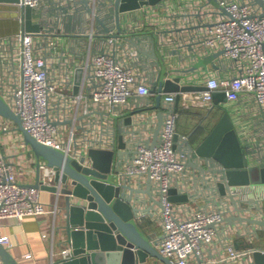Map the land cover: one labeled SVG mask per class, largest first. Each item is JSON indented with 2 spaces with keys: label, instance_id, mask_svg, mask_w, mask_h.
I'll use <instances>...</instances> for the list:
<instances>
[{
  "label": "built area",
  "instance_id": "obj_1",
  "mask_svg": "<svg viewBox=\"0 0 264 264\" xmlns=\"http://www.w3.org/2000/svg\"><path fill=\"white\" fill-rule=\"evenodd\" d=\"M113 5L114 0L0 2L19 12V28L0 36V93L38 141L90 169L92 147L112 149V182L146 188L150 181L162 203L156 202L163 230L157 247L175 264H255L254 248H238L235 234L253 242L258 226L245 218L264 219V199L244 197L222 172L197 174L189 164L196 159L189 155L186 134L177 131V93L163 92L156 108L151 87H159L165 69V79L206 86L179 90V107L210 108L215 92L225 93L227 100L219 101L224 104L236 106L244 99L246 120L238 118L239 125L226 108L248 165L264 162V6L255 0H159L124 11L118 19ZM26 6L39 25L36 31L23 27ZM202 57L209 59L196 65ZM78 68L81 84L75 91ZM159 112L164 118L152 145ZM0 129L18 131L14 120L1 115ZM178 133L186 149L177 148ZM39 168L40 186L35 187L19 179L13 159L0 156V228L7 217L58 214L59 193L54 206L46 205L41 184L60 187L62 176L56 182L57 170L45 160ZM219 181L226 184L224 193ZM171 187L189 199L171 200ZM193 190L203 203L191 199ZM0 241L12 244L7 235ZM0 264H5L1 254Z\"/></svg>",
  "mask_w": 264,
  "mask_h": 264
},
{
  "label": "water",
  "instance_id": "obj_2",
  "mask_svg": "<svg viewBox=\"0 0 264 264\" xmlns=\"http://www.w3.org/2000/svg\"><path fill=\"white\" fill-rule=\"evenodd\" d=\"M18 1L0 0V2ZM212 1L217 4V0ZM255 1L264 6V0ZM157 2L159 0H114V5L110 10L115 12L119 19L124 11L138 9L144 3L154 4ZM23 12L25 16L23 27L26 30L36 31L39 25L32 22V8L26 6ZM18 14L19 12H14L15 17ZM153 51L152 55L157 59L155 49ZM208 59L209 57H202L196 65L205 63ZM164 75L165 69H162L160 80L157 82L159 87L157 88L156 85L151 87V91L155 93L156 97V108L161 106L163 92L177 93L175 109L178 110L179 90L196 91L206 88L203 84L180 85L175 79H165ZM81 76L82 69L78 68L75 72V91L80 87ZM214 95L215 103L205 118L211 115V111L220 104L219 101L222 98L223 101L227 100L224 92L222 94L215 92ZM219 106L223 109L222 114L211 129H206L208 133L195 135L197 129L204 125L202 119L191 132L186 134L185 141L189 155L196 159V162H190V165L202 171L222 172L230 185L264 184V162L259 165H248L246 151L242 147L231 114L225 105ZM159 114V123L155 129V139L152 145L157 142L164 118L162 112ZM0 115L14 120L18 131L24 136L29 150L36 155L37 179L35 182L28 183L29 185L40 186L41 170L39 164L41 160H45L57 170L56 182L62 176L60 187L41 184L44 190L52 191L55 195L59 193L60 209L57 214L59 224L56 230L60 236L61 252L53 257L52 264H175L170 257L160 253L157 247L158 240L142 227L146 222L144 214L148 208L143 207L141 203L143 198L138 194H148L162 206V203L155 199L152 193L150 181H148L146 188H136L130 184L118 185L111 181L110 171L115 151L92 147L89 154L94 161V167L93 169L83 167L78 160H73L61 149L38 141L31 135L24 127L20 115L15 112L1 93ZM131 119V116H128L126 122H131ZM179 136L178 133L176 140ZM121 139L119 145L123 146ZM209 161H216L220 166L210 167ZM218 186L222 193L226 191V184L222 181L218 182ZM168 197L173 201L189 199L187 193H178L177 187L169 189ZM134 198L135 201L133 202ZM227 218L231 222L235 220L233 217ZM238 218L243 220L241 217ZM245 219L257 224L256 237L263 243L260 232L264 231V219L257 217ZM147 223L151 227L153 226L152 221L147 220ZM235 245L240 246L238 239L235 240ZM248 245L254 248L255 264H264V246L256 245L254 242ZM0 254L5 264H21L14 257L9 247H6L1 241Z\"/></svg>",
  "mask_w": 264,
  "mask_h": 264
},
{
  "label": "crops",
  "instance_id": "obj_3",
  "mask_svg": "<svg viewBox=\"0 0 264 264\" xmlns=\"http://www.w3.org/2000/svg\"><path fill=\"white\" fill-rule=\"evenodd\" d=\"M17 18L18 16L15 17L14 11L8 10L2 6L0 7V36L1 34L14 32L19 28V20ZM10 19L12 21H8ZM219 105H225L230 108L229 111L232 112L237 125L241 123L238 118H242V122L246 120V114L242 110L246 105L244 99H241L236 106L229 102L224 104L223 101L220 102ZM177 131H179V133L187 134V132L178 130V122ZM19 134L20 131L15 129L4 131L0 129V156L6 155L13 159L16 163L19 179L22 182L32 183L37 179V158L35 153H32L23 143H21V135ZM203 134H205V132ZM153 138L155 139V135ZM176 146L178 149L182 147L183 149H186V144L181 138L177 140ZM190 166L197 174L202 172L199 168L195 166L192 167V165ZM192 193V200H196L197 203L204 202L203 198L200 197V194H197L196 190H193ZM141 196L143 198L141 202L143 207L148 208V211L144 214V220H146V222H144L142 227L146 232L148 231L153 234V237L159 241L163 234V230L160 220H158L157 201L152 199L148 194H141ZM42 200L46 205H53L55 200H57V196L52 191L43 190ZM134 201L135 198L133 199V202ZM147 220L153 222L152 227L148 225ZM58 221V217L54 213L26 215L22 220H19L16 217H7L2 222L0 235H7L10 238L12 244L8 247L14 257L17 258L21 264H52L53 257H56L61 252V247L59 246L60 236L57 234L56 230V227L59 224ZM235 235L238 237L236 239L240 241V246L238 248L249 247L248 244L251 242L248 239L239 237L237 233ZM253 242L256 245L264 246V242H260L257 237L253 238Z\"/></svg>",
  "mask_w": 264,
  "mask_h": 264
},
{
  "label": "rangeland",
  "instance_id": "obj_4",
  "mask_svg": "<svg viewBox=\"0 0 264 264\" xmlns=\"http://www.w3.org/2000/svg\"><path fill=\"white\" fill-rule=\"evenodd\" d=\"M8 21H12L11 19ZM210 110L208 107H199V106H188L185 107L181 105L179 107V117H178V130L183 132H191V130L199 123L202 119L204 120L203 130L205 134L208 133L206 129H211L214 126V123L217 121L218 117L222 114V108L218 105L214 107L211 111V115L207 118V112ZM203 134V135H205ZM239 190L244 193V197L251 195L259 196L264 199V184H251V185H239ZM264 206V204H263ZM262 235V240L264 242V231L260 232Z\"/></svg>",
  "mask_w": 264,
  "mask_h": 264
},
{
  "label": "trees",
  "instance_id": "obj_5",
  "mask_svg": "<svg viewBox=\"0 0 264 264\" xmlns=\"http://www.w3.org/2000/svg\"><path fill=\"white\" fill-rule=\"evenodd\" d=\"M205 131L203 130V127H199L198 129H197V132H196V136L197 135H202L203 133H204Z\"/></svg>",
  "mask_w": 264,
  "mask_h": 264
}]
</instances>
